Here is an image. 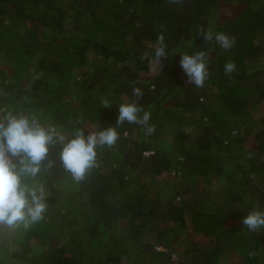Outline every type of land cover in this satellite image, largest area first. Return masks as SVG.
<instances>
[{"label":"trees","instance_id":"16d2710c","mask_svg":"<svg viewBox=\"0 0 264 264\" xmlns=\"http://www.w3.org/2000/svg\"><path fill=\"white\" fill-rule=\"evenodd\" d=\"M201 28L236 45H205ZM197 51L202 88L179 64ZM133 101L155 132L118 126L79 183L51 146L53 166L24 180L44 187V218L0 226V264H264V230L242 224L264 210V0H0V115L88 132Z\"/></svg>","mask_w":264,"mask_h":264},{"label":"clouds","instance_id":"9594fccd","mask_svg":"<svg viewBox=\"0 0 264 264\" xmlns=\"http://www.w3.org/2000/svg\"><path fill=\"white\" fill-rule=\"evenodd\" d=\"M170 4H181L183 0H168ZM205 45L218 44L225 51L236 45V38L223 32L213 33L199 29ZM154 60L163 70L162 60L169 57L163 35L158 37ZM180 67L188 78V83L198 88L204 87L209 77L210 64L204 51L181 54ZM236 65L230 61L224 66V73L231 77ZM137 101L143 93L133 88ZM104 107H111L108 100ZM151 114L136 101L122 103L118 108L115 126L85 132L76 128L65 133L55 125H42L35 115L7 112L0 115V226L11 228L30 227L44 218L47 209L45 190L42 185L29 186L25 178L37 176L42 169L53 166L48 160L51 146H61L60 160L66 172L77 183L84 181L98 166V150L117 145L120 134L117 127L124 123L144 128L145 135H152L155 126L149 123ZM87 133V134H86ZM47 160V164L44 162ZM242 224L250 231L264 230V210H254L242 219Z\"/></svg>","mask_w":264,"mask_h":264},{"label":"rangeland","instance_id":"374dc122","mask_svg":"<svg viewBox=\"0 0 264 264\" xmlns=\"http://www.w3.org/2000/svg\"><path fill=\"white\" fill-rule=\"evenodd\" d=\"M264 114L263 113H259L258 116H263Z\"/></svg>","mask_w":264,"mask_h":264}]
</instances>
